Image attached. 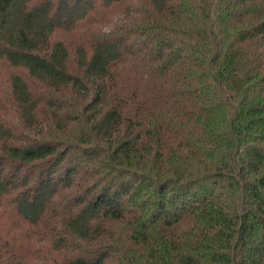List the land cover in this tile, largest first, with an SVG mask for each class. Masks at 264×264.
Segmentation results:
<instances>
[{
  "label": "trees",
  "instance_id": "16d2710c",
  "mask_svg": "<svg viewBox=\"0 0 264 264\" xmlns=\"http://www.w3.org/2000/svg\"><path fill=\"white\" fill-rule=\"evenodd\" d=\"M0 90V264H264V0H0Z\"/></svg>",
  "mask_w": 264,
  "mask_h": 264
},
{
  "label": "rangeland",
  "instance_id": "374dc122",
  "mask_svg": "<svg viewBox=\"0 0 264 264\" xmlns=\"http://www.w3.org/2000/svg\"><path fill=\"white\" fill-rule=\"evenodd\" d=\"M125 6L126 4H118L117 6L115 7H112L110 10H109V18L108 20L104 21V22H101L102 24L99 25V27L97 28H93L94 29V32H98L99 30H108L110 28H112V26L116 23V22H119L120 20H122L123 18V15L126 13V9H125ZM105 18V17H104ZM93 32V33H94ZM69 33H65L63 31L61 32H57L56 34H54L53 38H61V37H65L67 36ZM5 86L6 84L4 82H2ZM7 87V86H6ZM3 90H0V93H3L2 92ZM46 128H44L42 131H45ZM34 133L36 134V130L34 131ZM40 134H43L42 132ZM40 134H37V135H40Z\"/></svg>",
  "mask_w": 264,
  "mask_h": 264
}]
</instances>
